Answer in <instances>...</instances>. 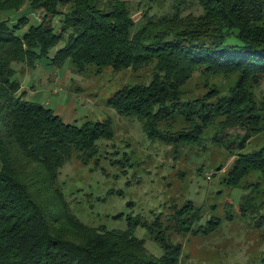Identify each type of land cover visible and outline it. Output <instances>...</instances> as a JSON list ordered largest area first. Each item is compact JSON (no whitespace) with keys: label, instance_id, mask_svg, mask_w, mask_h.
Segmentation results:
<instances>
[{"label":"trees","instance_id":"16d2710c","mask_svg":"<svg viewBox=\"0 0 264 264\" xmlns=\"http://www.w3.org/2000/svg\"><path fill=\"white\" fill-rule=\"evenodd\" d=\"M192 1L201 12L172 25L175 12L168 21L149 16L135 23L126 0H0V13H11L0 19V264H178L179 246L163 237L160 257L145 253L144 240L134 235L139 219L126 218V228L118 230L75 218L57 182L59 169L73 155L87 164L84 155L112 138L111 120L65 122L51 108L25 100L12 65L31 69L41 59L54 65L68 59L77 73L151 65L148 84L123 86L106 105L142 119L147 136L165 145L197 141L219 117L221 129L258 126L264 104L254 103L249 88L264 75V0H171L175 8ZM34 12L39 18L31 22ZM195 72L238 78L226 96L180 101V87ZM175 115L188 128L160 132L156 122ZM251 171L264 174V146L237 154L227 183L238 185ZM241 197L240 210H247V195ZM177 212L176 221L187 229V216ZM219 223L209 219L202 231Z\"/></svg>","mask_w":264,"mask_h":264},{"label":"rangeland","instance_id":"374dc122","mask_svg":"<svg viewBox=\"0 0 264 264\" xmlns=\"http://www.w3.org/2000/svg\"><path fill=\"white\" fill-rule=\"evenodd\" d=\"M126 1L137 24L149 16L155 23L168 21V14L175 12L173 17L179 18L172 25H178L189 14L201 12L195 1L178 8L171 0ZM10 14L0 13V19ZM28 17L35 22L39 13ZM52 23L56 28L59 19ZM172 25L161 28L176 27ZM61 45L59 42L51 49L48 57ZM48 62L41 59L31 69L12 65V78L24 91L25 100L51 108L65 122L79 124L86 118L108 116L112 123V138L98 141L84 155L87 164L73 155L75 159L65 160L59 169L57 182L79 222L123 230L126 218L139 219L134 235L144 240L145 253L160 257L163 249L158 238L163 237L168 244L179 246L178 264H264V174L251 171L238 185L227 183L236 155L264 146V122L221 129L219 117L201 130L197 141L165 145L147 136L142 119L118 115L106 105L117 89L148 84L154 75L151 65L118 71L105 67L99 72L91 67L90 72L77 73L70 70L68 59L60 65ZM237 78V74L195 72L180 87L179 100L226 96ZM249 90L256 105L264 104V75ZM260 114L264 118L263 112ZM156 123L165 134L188 128L179 115ZM245 194L249 206L240 210ZM178 210L187 216V229L176 221ZM215 218L220 222L217 229L203 232L206 221Z\"/></svg>","mask_w":264,"mask_h":264}]
</instances>
